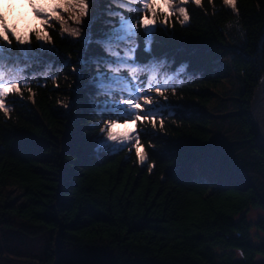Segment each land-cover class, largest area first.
Listing matches in <instances>:
<instances>
[{"label": "trees", "instance_id": "16d2710c", "mask_svg": "<svg viewBox=\"0 0 264 264\" xmlns=\"http://www.w3.org/2000/svg\"><path fill=\"white\" fill-rule=\"evenodd\" d=\"M238 7L188 4L185 25L173 17L160 29L153 54L188 69L165 92L163 130L141 138L144 166L135 151L95 155L92 138L108 119L87 87L95 69L81 72L83 46L54 23L59 87L34 65L35 96L24 88L0 112V264H264L255 261L264 255V151L250 114L264 69V0ZM225 53L228 67L215 62ZM250 208L262 214L250 220Z\"/></svg>", "mask_w": 264, "mask_h": 264}, {"label": "snow or ice", "instance_id": "6c2138e0", "mask_svg": "<svg viewBox=\"0 0 264 264\" xmlns=\"http://www.w3.org/2000/svg\"><path fill=\"white\" fill-rule=\"evenodd\" d=\"M28 2L34 18L39 21L37 27L18 30L15 25L9 26L0 15V112L7 116L11 111L7 98L18 94L22 99L24 88L35 96L30 87L35 75L29 74L34 65L43 66L45 71L41 76L51 79L59 87L57 75L52 74L58 69L49 62L50 57L59 56L49 31L55 27L53 22H59L61 35L67 33L73 42L83 46L78 61L81 72L87 67L95 69L87 87L102 97L101 104L95 107L108 117L99 125L100 134L92 138L95 155L103 157L135 151L138 165L144 166L149 157L148 152L142 150L141 138L154 135L158 127L163 130L164 113L171 106L161 98L167 101L165 92L169 89L175 93L177 86L184 82L181 77L187 75L188 69L186 63L173 69L167 57L153 54L152 45L157 42V35L162 34L160 29L166 31L171 18L176 17L181 25H185L190 20L187 5L191 3L199 7L203 0ZM208 2L211 4L213 0ZM102 3L107 7L101 9ZM223 4L239 15L238 0H223ZM93 6L95 11H92ZM62 13L69 14V18L80 27H70ZM98 22L102 27L94 32L93 26ZM141 34L142 51L149 57L143 62L137 59V53L141 51ZM33 36L37 42L35 45ZM92 46L99 48L102 54L88 55ZM72 71L79 75L76 65L72 66ZM129 125L134 126L129 128ZM149 126L151 131L147 130ZM147 167L152 173L155 165ZM191 211L195 212V209Z\"/></svg>", "mask_w": 264, "mask_h": 264}, {"label": "rangeland", "instance_id": "374dc122", "mask_svg": "<svg viewBox=\"0 0 264 264\" xmlns=\"http://www.w3.org/2000/svg\"><path fill=\"white\" fill-rule=\"evenodd\" d=\"M41 2L42 3H44V2L51 3V0H41ZM157 2L159 3L160 0H157ZM103 7L106 8L107 5L104 4ZM92 11H95V6H93ZM0 15H2L5 18V20L9 26L15 25L18 30H26L27 28L39 26V21L34 18V14H33L32 8L30 7L28 0H0ZM62 15H64L65 18L68 19V25L70 27H80V26L76 25L69 18V14L62 13ZM178 15L179 14L177 13V16ZM89 18H90V16H89ZM161 19H163V18H161ZM53 23H56V22H53ZM85 23H87V21H85ZM229 24L235 25L236 22L232 21ZM65 34L68 35L67 33H65ZM34 39H35V37H34ZM227 54L228 53H225V54L215 58V62L216 63H222L223 65H225V67H228L229 59H228V62H226L227 59L225 60V58H224ZM229 58H230V56H229ZM50 59H51V57H50ZM50 62H53V60ZM54 66L56 69H60L62 67V62H58V63L55 62ZM85 70H86V68H85ZM263 74H264V69H263L262 74L258 80V84H259V81L262 78ZM73 76H74V78H76V76L78 77L79 75L74 74ZM258 84L256 85L255 89L253 90L252 98H251V102H250V106H251L250 107V114H251L252 121L254 119V117L252 115V101H253L254 93H255V90H256ZM19 96L20 95L15 94V95L9 96L8 98L10 99V98H15V97H19ZM161 101L165 103V101H163V98H161ZM9 104H10V102L8 103V105ZM95 104L99 105V104H101V101L99 103H95ZM262 106H263V118H261V120L263 121V125H264V90H263V105ZM168 109H170V107L167 108L166 110H168ZM101 117H104V115H102ZM133 126L134 125H129L128 127L131 128ZM261 214H262V212L258 208H250L247 211V217L250 220L257 219ZM255 261L257 263H264V255H257L255 257Z\"/></svg>", "mask_w": 264, "mask_h": 264}, {"label": "bare ground", "instance_id": "6f19581e", "mask_svg": "<svg viewBox=\"0 0 264 264\" xmlns=\"http://www.w3.org/2000/svg\"><path fill=\"white\" fill-rule=\"evenodd\" d=\"M263 90H264V74L259 81V84L255 90L253 101H252V115L254 117V121L258 126V131L260 135L261 141L264 143V131L262 128L263 121ZM262 107V108H261Z\"/></svg>", "mask_w": 264, "mask_h": 264}, {"label": "water", "instance_id": "95a60500", "mask_svg": "<svg viewBox=\"0 0 264 264\" xmlns=\"http://www.w3.org/2000/svg\"><path fill=\"white\" fill-rule=\"evenodd\" d=\"M252 123H253V126H254V128H255V131H256V139H257V143L259 144V146L263 149V151H264V143L261 141V139H260V135H259V131H258V126L256 125V123H255V121H254V119H253V121H252ZM262 128H263V131H264V125L262 124Z\"/></svg>", "mask_w": 264, "mask_h": 264}]
</instances>
